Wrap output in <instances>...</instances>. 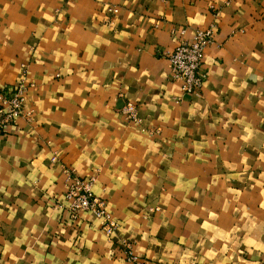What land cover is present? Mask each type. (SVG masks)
Instances as JSON below:
<instances>
[{"label":"crops","instance_id":"crops-1","mask_svg":"<svg viewBox=\"0 0 264 264\" xmlns=\"http://www.w3.org/2000/svg\"><path fill=\"white\" fill-rule=\"evenodd\" d=\"M212 21L200 95L183 94L162 53ZM23 66L0 264H132L123 239L146 264H264V0H0V85ZM64 167L94 178L111 237L57 206Z\"/></svg>","mask_w":264,"mask_h":264},{"label":"built area","instance_id":"built-area-1","mask_svg":"<svg viewBox=\"0 0 264 264\" xmlns=\"http://www.w3.org/2000/svg\"><path fill=\"white\" fill-rule=\"evenodd\" d=\"M117 9H114L116 12ZM217 23L212 21L206 27L195 29L191 39H181L176 46L163 52L170 67V78L179 81L183 94L200 95L201 86L205 77L201 70L204 49L213 42ZM184 30H181L183 33ZM26 70L23 66L22 77L12 84L0 85V129L4 130L18 117L25 115V95L29 83L26 79ZM121 111L126 119L138 121L137 106L131 101H125ZM53 161L56 157L52 158ZM65 190L64 203L58 207L66 209L70 219L76 220L82 212L90 213L98 221L99 229L105 237H111L117 228V222L111 217L105 201L92 191L93 177L84 179L76 175L73 169L64 167ZM155 208L149 207L148 211ZM125 259L133 264H145L133 252L130 243L121 241Z\"/></svg>","mask_w":264,"mask_h":264},{"label":"rangeland","instance_id":"rangeland-1","mask_svg":"<svg viewBox=\"0 0 264 264\" xmlns=\"http://www.w3.org/2000/svg\"><path fill=\"white\" fill-rule=\"evenodd\" d=\"M121 241H126V242H128V243H130V245H131V248H132V252H133V243H131V241H128V240H126V239H123V240H121ZM122 248V247H121ZM123 252V251H122ZM134 253V252H133ZM140 260H143L144 262H145V260L143 259V258H141V257H139L138 255H136ZM124 259H125V256H124ZM126 260V259H125ZM127 261V260H126ZM128 262V261H127ZM131 263V262H130ZM133 264V263H132ZM146 264V263H145Z\"/></svg>","mask_w":264,"mask_h":264}]
</instances>
